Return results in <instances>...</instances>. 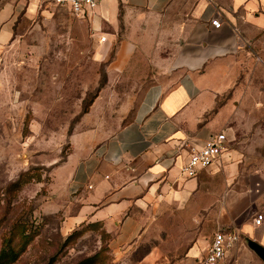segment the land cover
<instances>
[{
    "label": "crops",
    "instance_id": "obj_1",
    "mask_svg": "<svg viewBox=\"0 0 264 264\" xmlns=\"http://www.w3.org/2000/svg\"><path fill=\"white\" fill-rule=\"evenodd\" d=\"M23 1L0 6V47L13 36L22 10L33 15L51 3ZM78 19L93 39L95 60L107 62V82L74 126L71 152L56 166L62 228L99 223L115 250L134 243L147 217L177 211L200 220L205 174L229 173L230 153L192 178L180 168L191 148H200L230 119V100L219 103V97L235 78L226 75L229 62L249 53L264 34V0H100ZM260 179L231 188L227 211L213 219L217 230L239 234L221 264H264L249 247L252 241L264 248V223H253L256 214L264 215ZM242 199H250L243 208ZM213 234L193 238L185 264L204 257Z\"/></svg>",
    "mask_w": 264,
    "mask_h": 264
},
{
    "label": "rangeland",
    "instance_id": "obj_2",
    "mask_svg": "<svg viewBox=\"0 0 264 264\" xmlns=\"http://www.w3.org/2000/svg\"><path fill=\"white\" fill-rule=\"evenodd\" d=\"M92 44L85 23L65 7L46 3L33 15L22 10L13 36L0 47V260L3 239L17 223L20 253L11 264H47L51 257L52 264H74L103 245V264H185L193 238L217 231L213 219L227 211L231 188L245 189L246 179L260 182L264 176V34L249 53L229 62L234 71L226 75L235 78L219 103L229 98L231 117L215 133L226 135V160L234 167L205 174L204 216L174 211L147 217L134 243L115 250L110 234L91 223L77 226L81 235L65 242L74 228L65 231L56 213V166L71 152L82 108L107 82V62L95 60Z\"/></svg>",
    "mask_w": 264,
    "mask_h": 264
},
{
    "label": "built area",
    "instance_id": "obj_3",
    "mask_svg": "<svg viewBox=\"0 0 264 264\" xmlns=\"http://www.w3.org/2000/svg\"><path fill=\"white\" fill-rule=\"evenodd\" d=\"M49 1L53 5L67 7L74 17L81 18L96 9L100 0ZM210 24L215 28H220V23L217 19H212ZM101 40L103 41L104 38L102 37ZM226 150V135L223 132L210 133L200 148L190 149L180 171L187 178L195 177L200 170L211 167ZM253 223L256 226L262 225L264 223V215L256 214ZM238 235L236 231L217 230L208 244L204 257L196 264H221L226 258L228 251L239 241Z\"/></svg>",
    "mask_w": 264,
    "mask_h": 264
},
{
    "label": "trees",
    "instance_id": "obj_4",
    "mask_svg": "<svg viewBox=\"0 0 264 264\" xmlns=\"http://www.w3.org/2000/svg\"><path fill=\"white\" fill-rule=\"evenodd\" d=\"M106 83V79L104 78L102 80V82L99 84L98 89L96 90V92L94 93V95H92V98L89 99V101L85 104V106L82 108V114H85L88 110V107L92 104L93 100L96 98L97 93L99 92V90L103 87V85ZM87 225H89V223H87ZM90 225L92 226H97L100 225L99 223H91ZM20 226L17 223L13 224L10 228V230L8 231L7 235L4 237L3 239V244H2V252L6 251L3 255L2 259L3 261L0 260V264H11L13 263L15 260H17L18 255L20 253V251L18 249H16V245L15 242L20 241V238L22 235L20 234ZM79 226V225H78ZM101 226V225H100ZM77 228V226L73 229L74 231H72L66 238L65 242L68 240H71L73 238L78 237L79 235H81L82 231H78L75 230ZM66 244V243H65ZM107 251V246L103 245L98 252L94 253L91 256L85 257V258H81L78 262L74 263V264H103L105 262V259H107V256L104 255V253ZM53 261V257L50 258L49 262L47 264H52Z\"/></svg>",
    "mask_w": 264,
    "mask_h": 264
},
{
    "label": "water",
    "instance_id": "obj_5",
    "mask_svg": "<svg viewBox=\"0 0 264 264\" xmlns=\"http://www.w3.org/2000/svg\"><path fill=\"white\" fill-rule=\"evenodd\" d=\"M249 247L262 259L264 260V248L255 242H249Z\"/></svg>",
    "mask_w": 264,
    "mask_h": 264
}]
</instances>
